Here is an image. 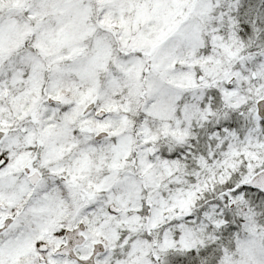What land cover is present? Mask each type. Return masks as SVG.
I'll return each instance as SVG.
<instances>
[{
  "label": "snow or ice",
  "instance_id": "1",
  "mask_svg": "<svg viewBox=\"0 0 264 264\" xmlns=\"http://www.w3.org/2000/svg\"><path fill=\"white\" fill-rule=\"evenodd\" d=\"M0 264H264V0H0Z\"/></svg>",
  "mask_w": 264,
  "mask_h": 264
}]
</instances>
